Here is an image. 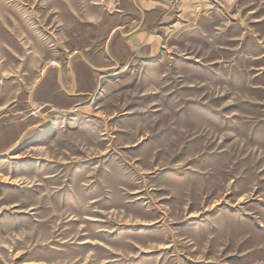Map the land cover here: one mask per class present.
<instances>
[{
  "label": "rangeland",
  "instance_id": "374dc122",
  "mask_svg": "<svg viewBox=\"0 0 264 264\" xmlns=\"http://www.w3.org/2000/svg\"><path fill=\"white\" fill-rule=\"evenodd\" d=\"M165 4L0 0V264H264V0Z\"/></svg>",
  "mask_w": 264,
  "mask_h": 264
},
{
  "label": "crops",
  "instance_id": "0c3cea01",
  "mask_svg": "<svg viewBox=\"0 0 264 264\" xmlns=\"http://www.w3.org/2000/svg\"><path fill=\"white\" fill-rule=\"evenodd\" d=\"M166 0H134V7L135 9L141 14V18L139 21V24L136 28L133 29L132 33H129V35L124 37V33H121V37H124L123 39L128 40L129 44L135 48V46H133L132 41L130 40V35L132 36L134 34V32L138 33L139 28H141L144 24V22L147 20V16H151L152 14L156 16H161L163 13H165V8H167V5L165 4ZM146 5H149L148 7H145ZM147 12V13H145ZM145 25V24H144ZM160 24H158L157 26H159ZM138 28V29H137ZM121 28L118 27L116 29H114L115 33H119V30ZM135 29H137L136 31H134ZM150 37L152 38L151 34H149V37L147 38L148 40L146 41V43H151L150 42Z\"/></svg>",
  "mask_w": 264,
  "mask_h": 264
}]
</instances>
